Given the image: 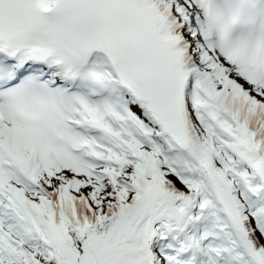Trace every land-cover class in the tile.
<instances>
[{"label": "snow or ice", "instance_id": "6c2138e0", "mask_svg": "<svg viewBox=\"0 0 264 264\" xmlns=\"http://www.w3.org/2000/svg\"><path fill=\"white\" fill-rule=\"evenodd\" d=\"M0 264H264V0H0Z\"/></svg>", "mask_w": 264, "mask_h": 264}]
</instances>
